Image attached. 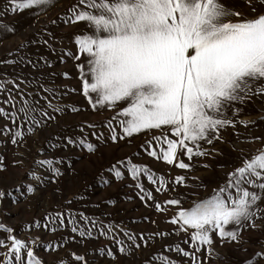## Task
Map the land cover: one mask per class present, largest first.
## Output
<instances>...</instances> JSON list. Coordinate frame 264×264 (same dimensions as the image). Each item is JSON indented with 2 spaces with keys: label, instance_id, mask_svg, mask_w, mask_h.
<instances>
[{
  "label": "rangeland",
  "instance_id": "374dc122",
  "mask_svg": "<svg viewBox=\"0 0 264 264\" xmlns=\"http://www.w3.org/2000/svg\"><path fill=\"white\" fill-rule=\"evenodd\" d=\"M196 80L163 0H0V264H264V46Z\"/></svg>",
  "mask_w": 264,
  "mask_h": 264
},
{
  "label": "crops",
  "instance_id": "0c3cea01",
  "mask_svg": "<svg viewBox=\"0 0 264 264\" xmlns=\"http://www.w3.org/2000/svg\"><path fill=\"white\" fill-rule=\"evenodd\" d=\"M244 2L163 0V119L178 111L180 101L184 107L186 95H198L193 85L198 88L196 78L201 73L213 78L235 76L244 62L262 54L264 12L257 8L255 22L249 23L247 16H237L249 13ZM134 35L129 33V46ZM130 52L128 62L135 59ZM143 54L146 57L145 50ZM201 62L206 63L202 69ZM188 74L190 89L185 86Z\"/></svg>",
  "mask_w": 264,
  "mask_h": 264
}]
</instances>
